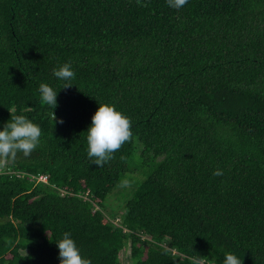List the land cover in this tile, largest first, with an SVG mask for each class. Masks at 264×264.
Here are the masks:
<instances>
[{
	"label": "trees",
	"instance_id": "trees-1",
	"mask_svg": "<svg viewBox=\"0 0 264 264\" xmlns=\"http://www.w3.org/2000/svg\"><path fill=\"white\" fill-rule=\"evenodd\" d=\"M141 2L0 0V131L10 110L42 131L0 166V264H60L65 232L92 264H125L127 246L132 264H264V0ZM99 103L133 133L102 168L87 144Z\"/></svg>",
	"mask_w": 264,
	"mask_h": 264
},
{
	"label": "clouds",
	"instance_id": "clouds-1",
	"mask_svg": "<svg viewBox=\"0 0 264 264\" xmlns=\"http://www.w3.org/2000/svg\"><path fill=\"white\" fill-rule=\"evenodd\" d=\"M188 0H167L170 7L179 9L187 4ZM137 3L142 7L147 6L141 0ZM54 75L61 80H71L75 74L70 63H65L58 69H54ZM72 84H65L63 88H69ZM42 102L57 107V92L48 84H40ZM100 104V103H99ZM0 131V166L8 160H14L18 153L25 157L30 156L37 148L42 135L41 128L23 115H13ZM55 116V113H54ZM55 116V122H56ZM63 123V120H59ZM132 122L129 117L118 111L113 104H100L98 110L92 117V124L87 133L88 157L94 158L96 165L101 168L114 158L113 154L118 151L125 142L132 139ZM47 175V174H46ZM213 175H223L222 170L216 169ZM127 187L125 180L121 184ZM59 248L60 264H92L88 258H83L75 241L69 232L63 233V238L57 242ZM207 257H199L193 260V264H206ZM224 264H243L234 254L227 253Z\"/></svg>",
	"mask_w": 264,
	"mask_h": 264
},
{
	"label": "rangeland",
	"instance_id": "rangeland-1",
	"mask_svg": "<svg viewBox=\"0 0 264 264\" xmlns=\"http://www.w3.org/2000/svg\"><path fill=\"white\" fill-rule=\"evenodd\" d=\"M142 171L138 172V174L134 173L132 175H128L125 180L128 182L127 187L119 186L117 187L108 197L107 205L110 206V210L116 212L124 210V203L125 201L132 195L136 186L141 182L143 178ZM124 180V181H125ZM130 247L127 246L121 254V260L125 264H132L130 260Z\"/></svg>",
	"mask_w": 264,
	"mask_h": 264
},
{
	"label": "built area",
	"instance_id": "built-area-1",
	"mask_svg": "<svg viewBox=\"0 0 264 264\" xmlns=\"http://www.w3.org/2000/svg\"><path fill=\"white\" fill-rule=\"evenodd\" d=\"M37 180L47 183L49 181V176L46 174H40L39 176H37Z\"/></svg>",
	"mask_w": 264,
	"mask_h": 264
}]
</instances>
